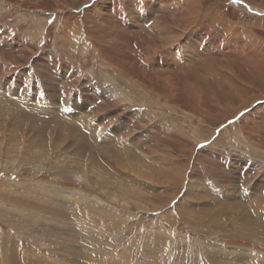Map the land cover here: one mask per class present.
<instances>
[{
	"label": "rangeland",
	"instance_id": "obj_1",
	"mask_svg": "<svg viewBox=\"0 0 264 264\" xmlns=\"http://www.w3.org/2000/svg\"><path fill=\"white\" fill-rule=\"evenodd\" d=\"M233 1L0 0V264H264V0Z\"/></svg>",
	"mask_w": 264,
	"mask_h": 264
},
{
	"label": "bare ground",
	"instance_id": "obj_2",
	"mask_svg": "<svg viewBox=\"0 0 264 264\" xmlns=\"http://www.w3.org/2000/svg\"><path fill=\"white\" fill-rule=\"evenodd\" d=\"M193 1V0H192ZM238 1L237 0H234L233 1V3L234 4H237V5H239L238 3H237ZM191 4V3H190ZM249 9H251L252 11H254L252 8H249ZM186 14V13H185ZM185 16V15H184ZM198 33V32H197ZM259 41V40H258ZM259 46H261V47H259L258 48V51H257V53H256V50H254V53H256V56H260L261 58V60H262V58L264 57V42H260V45ZM253 53V54H254ZM259 59V58H258ZM15 109V108H14ZM17 109H19V108H17ZM2 110H3V108H2ZM32 111H35V110H32ZM41 111V110H40ZM52 111V110H51ZM7 112V111H6ZM9 113H11V112H9ZM13 113V112H12ZM49 113H51L50 111H49ZM15 114V113H14ZM2 115V114H1ZM7 115V114H6ZM52 115V114H51ZM17 116V115H16ZM9 117V116H8ZM34 116H32V119H31V121L30 122H35V120L36 121H38L37 119H35V118H33ZM14 118V117H13ZM18 118V117H17ZM16 119V118H15ZM24 120V119H23ZM62 120V119H61ZM1 121V124L3 125V121L2 120H0ZM58 121H59V119H58ZM63 121V120H62ZM61 121V122H62ZM49 122H51V121H49ZM90 122V121H89ZM14 123V122H13ZM25 123V122H24ZM27 123V122H26ZM68 123V122H67ZM59 124V123H58ZM58 124L56 125V126H58ZM73 123H71V125H72ZM76 124V123H75ZM79 124V123H78ZM5 125V124H4ZM3 125V126H4ZM14 125V124H13ZM26 125V124H25ZM53 125V124H52ZM64 125H66L65 123H64ZM63 125V126H64ZM16 126V125H15ZM27 126V125H26ZM73 126V125H72ZM43 127V126H42ZM15 128V127H14ZM28 128H29V126H28ZM32 129L30 130V132H35V134L37 135V136H39V137H35V136H33L32 137V139H34V142L35 143H37V140H39V139H41L40 141V145H38V146H41V147H43L44 145H45V143H44V137L43 138H40V137H42V132L41 131H39L40 129H38V128H35V130H34V125H33V127H31ZM52 128V127H51ZM58 128V127H57ZM22 129V128H21ZM45 129H47V128H45ZM60 129H61V127H60ZM51 130V129H50ZM52 130H54V129H52ZM61 130H64V129H61ZM74 129H72V131H73ZM46 131V130H45ZM77 131V130H76ZM16 132V131H15ZM34 132H33V134H34ZM64 132H66V130L64 131ZM67 132H68V129H67ZM74 132V131H73ZM45 133V132H44ZM77 134V133H76ZM8 135H9V133H8ZM32 135V134H31ZM73 135V134H72ZM78 135H80V134H78ZM87 135V134H86ZM12 136V135H11ZM59 136H62V134H59ZM71 136V135H70ZM76 136V135H75ZM1 137H2V135H1ZM29 137V136H28ZM27 137V138H28ZM73 137V136H72ZM9 138H10V136H9ZM8 138V139H9ZM15 138V137H14ZM18 138V137H17ZM77 138V137H76ZM73 139V138H72ZM80 139V138H79ZM83 139V138H82ZM14 140V139H13ZM31 140V138L28 140V147H29V149H30V145L33 143V141H30ZM74 140H76V139H74ZM5 141V140H4ZM52 141V140H51ZM19 142V141H18ZM68 142V141H67ZM66 142V143H67ZM9 143V142H8ZM10 143H11V141H10ZM15 143H17V142H15ZM34 143V144H35ZM48 143H50V142H48ZM70 143V142H69ZM72 143V142H71ZM38 144V143H37ZM42 144V145H41ZM84 144V143H83ZM57 145H58V143H57ZM2 146V145H1ZM10 146V145H9ZM25 146V145H24ZM46 146L47 145H45V148H46ZM56 146V145H55ZM76 147V146H75ZM33 148H35V146L33 147ZM36 148H38V147H36ZM58 148V147H57ZM86 148V147H85ZM16 149V148H15ZM21 149V148H20ZM0 150H1V148H0ZM10 150V149H9ZM28 151V150H27ZM30 151V150H29ZM49 151V150H48ZM74 151V150H73ZM39 152H42V153H45V150L42 148V151L39 149ZM82 151H81V148L80 147H78V148H75V151H74V153L76 154V155H79L80 153H81ZM106 152V151H105ZM10 153V152H9ZM6 154H7V152H6ZM35 155L37 154V153H34ZM9 155V154H8ZM89 155H91V153H89ZM33 156V157H32ZM31 157L33 158V159H38V160H40V158H42L41 157V154L38 156V154H37V156H34V155H32ZM11 157V156H10ZM80 157V156H79ZM126 157V156H125ZM124 157V158H125ZM11 158H13V157H11ZM11 158H10V160H11ZM90 160V159H89ZM43 162V161H42ZM92 162V161H91ZM77 165H79V164H77ZM81 166V165H80ZM129 168L132 172H134V175L136 176V177H138V170H136L133 166H130V165H126V167L125 168ZM146 168V171H150V169L146 166L145 167ZM14 169H16V168H14ZM18 169V168H17ZM37 170V169H36ZM36 170H35V172H36ZM84 170V169H83ZM82 170V171H83ZM86 170V169H85ZM81 172V171H80ZM145 172V171H144ZM144 172H142L139 176L140 177H145L146 178V175L148 174V172H146V173H144ZM147 177H149V178H146V179H150V177H151V173H149V176L147 175ZM152 179V178H151ZM106 180H107V178H106ZM40 181V180H39ZM108 181V180H107ZM152 181V180H151ZM182 181H183V179H182ZM110 182H112V181H110ZM153 182V181H152ZM191 187V186H190ZM187 188V187H186ZM196 188V187H195ZM188 189V188H187ZM54 190V189H53ZM199 190V189H198ZM200 191V190H199ZM54 193V192H53ZM127 194H129V196L131 197V196H133V199H135L136 198V200L137 199H140L141 198V195L139 194V193H137V194H133L132 192L130 193V192H127ZM79 195V194H78ZM85 195V194H84ZM187 195V194H186ZM199 195V194H198ZM202 195V194H201ZM77 196V195H76ZM191 196V195H190ZM87 197V196H86ZM61 198V197H60ZM59 198V199H60ZM132 198V197H131ZM236 198V197H235ZM250 198V197H249ZM253 198V197H252ZM251 198V199H252ZM55 199V198H54ZM80 199V198H79ZM79 199H77V202H78V200ZM86 199V198H85ZM98 199V198H97ZM142 199H143V197H142ZM211 199V198H210ZM65 200V199H64ZM100 200V199H99ZM99 200H96L95 198L94 199H90V201L92 202H95L94 204H91V203H89V205L90 206H93L94 208H99V209H101V210H104V211H107V212H110V209H111V206H109V204H106V206H104V204L106 203V202H104V201H99ZM136 200H134V201H136ZM254 200V199H253ZM45 201V200H44ZM43 201V202H44ZM50 202H51V200H49ZM60 201V200H59ZM81 200H79V202H80ZM129 201V200H128ZM132 201V200H131ZM138 201L139 200H137V202H136V205H137V203H138ZM213 201H215V200H213ZM252 201V200H251ZM81 202H83V201H81ZM80 202V203H81ZM144 202V201H143ZM216 202V201H215ZM238 199H237V201H236V206H238ZM81 204H83V203H81ZM134 204V203H133ZM44 205V204H43ZM46 205V204H45ZM220 205V204H219ZM139 206V205H138ZM222 207V206H221ZM118 208V207H117ZM255 208L259 211V212H257V213H259V214H262V216H264V208H262L261 207V205H258V204H256V206H255ZM143 209V208H142ZM185 211V210H184ZM87 213V212H86ZM210 214V213H209ZM225 214H226V212H225ZM219 216V215H218ZM114 217H116V216H114ZM113 217V218H114ZM212 217V216H211ZM216 216H214V218H215ZM195 218V217H194ZM238 218L243 222V224H244V226L245 227H247V226H251V223H249L248 221H249V218H248V216H244L243 214H239L238 215ZM103 219V218H102ZM101 219V220H102ZM220 219V218H219ZM227 219V218H226ZM51 221V220H50ZM192 222V221H191ZM54 223V222H53ZM235 223V222H234ZM199 224V223H198ZM53 225V224H52ZM63 226H64V224H63ZM54 227V226H53ZM238 227V226H237ZM53 229V228H52ZM53 231V230H52ZM52 235V234H51ZM50 235V236H51ZM55 236V235H54ZM48 238H50V237H48ZM54 238V237H53ZM56 239V238H55ZM50 240V239H49ZM55 241V240H54ZM49 242V241H48ZM54 243H56V244H58L59 245V241H57V239H56V241L54 242ZM62 243V242H61ZM55 245V244H54ZM78 247V246H77ZM71 251V250H70ZM80 251V250H79ZM78 251V252H79ZM13 253V252H12ZM80 253V252H79ZM74 254V253H73ZM79 255V254H78ZM84 255V254H83ZM211 255V254H210ZM40 259V258H39ZM10 260V259H9ZM36 261V260H35ZM38 262V261H37ZM42 262V260H40V263ZM73 263V262H72ZM71 263V264H72ZM78 263V262H77ZM30 264H32V262H30ZM68 264V263H67Z\"/></svg>",
	"mask_w": 264,
	"mask_h": 264
}]
</instances>
